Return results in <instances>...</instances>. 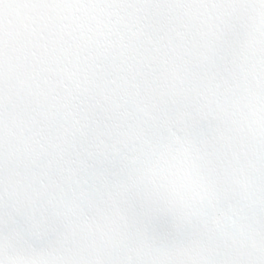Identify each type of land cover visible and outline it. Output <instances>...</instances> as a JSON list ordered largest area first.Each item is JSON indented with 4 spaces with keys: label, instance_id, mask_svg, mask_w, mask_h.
I'll return each mask as SVG.
<instances>
[{
    "label": "snow or ice",
    "instance_id": "6c2138e0",
    "mask_svg": "<svg viewBox=\"0 0 264 264\" xmlns=\"http://www.w3.org/2000/svg\"><path fill=\"white\" fill-rule=\"evenodd\" d=\"M0 264H264V0H0Z\"/></svg>",
    "mask_w": 264,
    "mask_h": 264
}]
</instances>
